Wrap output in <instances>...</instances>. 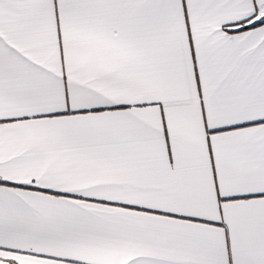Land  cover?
I'll return each instance as SVG.
<instances>
[{
    "label": "snow or ice",
    "instance_id": "snow-or-ice-1",
    "mask_svg": "<svg viewBox=\"0 0 264 264\" xmlns=\"http://www.w3.org/2000/svg\"><path fill=\"white\" fill-rule=\"evenodd\" d=\"M0 264H264V0H0Z\"/></svg>",
    "mask_w": 264,
    "mask_h": 264
}]
</instances>
